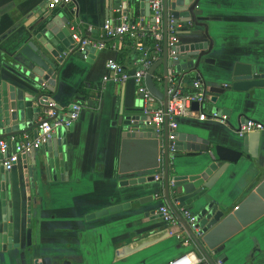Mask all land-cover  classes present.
<instances>
[{
  "label": "crops",
  "instance_id": "obj_1",
  "mask_svg": "<svg viewBox=\"0 0 264 264\" xmlns=\"http://www.w3.org/2000/svg\"><path fill=\"white\" fill-rule=\"evenodd\" d=\"M47 1L0 0V82L17 81L2 65L3 50L10 48L5 42L17 26L32 23L40 5L47 7ZM143 3L145 6L146 2ZM143 8L139 0L128 13L111 8L110 0H74L72 5L53 12L71 18V28L81 35L98 39L107 20L151 24ZM197 10L200 13L195 21L181 16L178 22L171 17L178 25L183 46L204 42L208 47L196 59L182 60L188 67L194 63V69L177 71L175 66L169 69L183 78L187 90H192V81L200 78L208 97L202 110L208 116L212 112L227 114L229 121L225 124L211 119L201 121L198 114L181 118L175 133L177 142L187 149L179 150L170 166L171 178L196 172L199 165L222 164L219 169L222 175L207 197L232 213L253 193L264 199V131L257 157L244 155L236 162L222 160L224 149L244 151L246 137H240L237 131L245 120L264 123V88L245 92L227 88L232 85L236 64L255 66L258 73H264V0H199ZM89 28L94 30L92 34L88 33ZM105 42L104 50L89 52L85 59L70 58L61 68L55 90L49 93L63 109L62 116L68 114L74 103L83 104L79 120L65 135L66 170H58L50 181L43 175L29 192L24 186V176L28 174L31 158L21 156L14 166L21 181L20 232L17 247L12 250L6 248L1 236L0 264H24L22 254L25 264H169L197 252L177 238L179 232L184 234L179 224L170 227L173 234L168 238L124 260L115 259L120 247L168 228L159 211L168 203L161 182L129 184L133 179L160 173L164 146L157 137H122L116 123L118 110L122 106L140 109V96L133 78L126 83L116 82L109 79L107 69V64L115 61L133 75L144 51L138 50L128 36ZM162 59L163 56L156 63ZM158 75H164L163 65L154 74L157 88L163 91L165 82L156 80ZM26 134L38 137L32 131ZM0 139L11 137L0 135ZM12 153L10 149L7 155ZM2 160L0 153L1 174L6 172ZM153 195L155 198L150 202L148 198ZM143 198L147 199L144 204L140 202ZM125 205L129 207L119 212L95 216ZM185 208L198 214V207ZM3 218L0 200V225ZM28 228L32 229L30 246ZM221 255L226 259L218 261ZM212 256L217 264H264V214L232 236L223 250Z\"/></svg>",
  "mask_w": 264,
  "mask_h": 264
},
{
  "label": "water",
  "instance_id": "obj_2",
  "mask_svg": "<svg viewBox=\"0 0 264 264\" xmlns=\"http://www.w3.org/2000/svg\"><path fill=\"white\" fill-rule=\"evenodd\" d=\"M138 0H110L111 8L123 9L128 13ZM144 2H146L144 6ZM141 8L147 17H150V0H139ZM199 0H164V53L163 59L154 64L146 77L149 90L167 104L168 86L165 83L163 91L159 90L154 82L155 71L163 65L164 75L167 76L168 69L175 66L177 71L187 68L194 69V63L184 64L183 59H196L200 51L207 49L208 44L204 42H192L183 46L180 42L176 48L177 60L169 59L167 47V25L169 17L173 16L178 22L181 16L189 17L188 21H195L199 11ZM188 11V12H187ZM188 13L189 16H187ZM32 23L17 26L15 32L9 36L7 42L10 48L3 50L2 65L12 74L16 83L9 84L7 81L0 82V135L13 137L27 132L38 135L40 125L39 117L43 113L45 104L43 99L50 96L57 85V80L62 66L72 57L85 59L94 48L86 47L85 51H78L72 39V19L61 14L48 11L47 7L40 5V9ZM1 48V47H0ZM4 81V82H3ZM18 82V83H17ZM234 92H245L252 88H264V73H258L257 68L251 65L236 64L232 73V85L227 87ZM141 103V102H140ZM141 106V104H140ZM198 104L194 109L198 110ZM140 109H125L123 106L118 110V121L123 138H155L156 134L152 128L147 127L145 117L139 113ZM228 113V112H227ZM73 128L57 129L56 133L40 151L30 155L28 174L24 176V186L27 190L35 188V183L45 175L46 180H53L57 171L66 170L67 145L65 135ZM261 132L251 133L244 141V151L235 152L228 149L223 150L222 160L236 162L244 155L257 157L262 139ZM161 141V140H160ZM164 191L165 199L170 208L175 212L186 235L185 245H190L198 254L203 255L209 264H217L212 254L220 253L224 244L236 233L247 227L264 214V199L257 193L251 194L244 204L232 213L228 209L208 199L209 190L215 185L222 175L220 168L222 164L212 163L199 165L196 172L189 175L175 176L171 178L169 166V140L168 127L165 124L164 138ZM11 150L14 153L16 142H11ZM180 146V143H178ZM178 150H186L182 145ZM28 157V158H29ZM5 170V169H4ZM0 173V200L3 205V223L0 225V240L3 236L6 248H16V238L20 232L22 202L21 181L19 175L14 171ZM155 182V176L149 178H137L129 182L130 186H144L146 183ZM154 195L148 199L152 202ZM147 199L140 200L144 204ZM179 208L186 206L198 207V228L202 235L191 230L179 212ZM129 206L113 207L97 213L95 216H107L119 212ZM28 245H31L32 229L26 231ZM170 236V231L165 228L151 234L141 240L132 242L117 249L115 259L121 261L127 257L146 249ZM25 264V254H22ZM221 255L218 261L225 260Z\"/></svg>",
  "mask_w": 264,
  "mask_h": 264
},
{
  "label": "built area",
  "instance_id": "obj_3",
  "mask_svg": "<svg viewBox=\"0 0 264 264\" xmlns=\"http://www.w3.org/2000/svg\"><path fill=\"white\" fill-rule=\"evenodd\" d=\"M74 0H48V11H54L59 7H66L72 5ZM150 18L151 24L143 26L137 22H115L107 20L103 26V31L100 38L92 39L91 37L81 35L75 28H72V39L74 46L78 51H85L86 47L94 48L96 51H102L106 48V40L116 37L128 36L138 50L144 51L143 57L138 62V68L130 75L124 68L115 61H110L107 64V69L110 71L109 79L116 82L126 83L129 79L133 78L137 85V93L140 96V111L142 116L145 117V124L147 127L152 128L157 138H164L165 124L168 127V140H169V166L177 158L178 142L176 131L179 126V120L193 114H198L201 121L208 119L226 123L229 121L227 114L219 112H212L210 116L202 110L207 97V91L200 78L192 81V90H187L183 78H180L176 72L168 69L167 76L158 75L155 79L160 82L167 83L168 97L167 104L155 96L146 84V77L151 67L160 60L164 53V0H150ZM94 30L88 29V33L92 34ZM179 30L176 21L169 17L167 25V47L169 52L170 61L177 60L176 48L179 44ZM152 40L154 46L149 52V49L144 50L145 41ZM87 55L85 56V58ZM108 78V77H107ZM154 78V76H153ZM45 107L39 119L40 125L38 127V137L32 138L29 134L17 138L11 137L10 140L0 139V153L3 155V167L5 171H12L15 164L18 163L21 156L30 155L46 144L54 136L57 129L70 128L79 120L83 104L74 103L67 115L62 116L61 109L56 101L51 96L43 99ZM198 104V110L194 109V105ZM264 123L254 120H245L240 125L237 134L244 138L247 135L255 132H263ZM172 133V134H171ZM11 142H16L15 152L7 155L11 149ZM164 155V154H163ZM162 155L161 171L155 176V180L162 183L164 191V173L165 163ZM171 168V167H170ZM160 214L168 226L171 234L170 227L177 226L180 223L179 218L168 204L160 207ZM180 214L187 223L188 227L198 235H202L198 228V220L196 214L189 208H180ZM185 234V233H184ZM182 232H179L177 238L180 242H185L186 237ZM169 264H209L206 258L198 254V252H191L178 259L171 261Z\"/></svg>",
  "mask_w": 264,
  "mask_h": 264
},
{
  "label": "trees",
  "instance_id": "obj_4",
  "mask_svg": "<svg viewBox=\"0 0 264 264\" xmlns=\"http://www.w3.org/2000/svg\"><path fill=\"white\" fill-rule=\"evenodd\" d=\"M153 46H154V42L152 40L149 39L145 41V48H149L152 50ZM79 93L82 94V91H80Z\"/></svg>",
  "mask_w": 264,
  "mask_h": 264
}]
</instances>
